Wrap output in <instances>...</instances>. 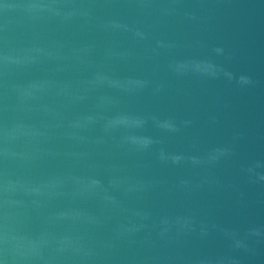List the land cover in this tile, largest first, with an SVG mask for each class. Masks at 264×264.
I'll return each instance as SVG.
<instances>
[{
    "label": "water",
    "instance_id": "obj_1",
    "mask_svg": "<svg viewBox=\"0 0 264 264\" xmlns=\"http://www.w3.org/2000/svg\"><path fill=\"white\" fill-rule=\"evenodd\" d=\"M0 264H264V0H0Z\"/></svg>",
    "mask_w": 264,
    "mask_h": 264
}]
</instances>
